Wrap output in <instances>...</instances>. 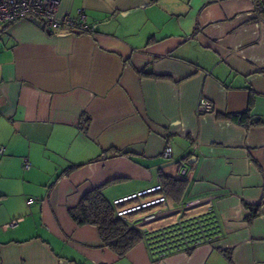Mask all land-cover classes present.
Listing matches in <instances>:
<instances>
[{
	"label": "crops",
	"instance_id": "0c3cea01",
	"mask_svg": "<svg viewBox=\"0 0 264 264\" xmlns=\"http://www.w3.org/2000/svg\"><path fill=\"white\" fill-rule=\"evenodd\" d=\"M58 1L87 32L0 24V264H264V202L251 218L246 205L264 200V124L227 117L264 120L255 0ZM201 98L215 110L199 114ZM180 160L196 164L183 198L202 201L133 219L159 212L151 232L200 217L207 238L118 256L71 217L95 187L113 201L182 178Z\"/></svg>",
	"mask_w": 264,
	"mask_h": 264
},
{
	"label": "built area",
	"instance_id": "2783aa9c",
	"mask_svg": "<svg viewBox=\"0 0 264 264\" xmlns=\"http://www.w3.org/2000/svg\"><path fill=\"white\" fill-rule=\"evenodd\" d=\"M29 20L39 26H45L56 32H78L83 33L88 31L86 25V15L83 10H77V16L71 17L67 13L59 12V1L58 0H0V24H10L17 20ZM215 110L214 105L207 99L201 98L197 104V112L199 114L210 113ZM196 145L194 144L195 148ZM3 150L0 147V152ZM173 152L171 147L166 146L163 150V156L167 159L172 158ZM24 166L28 168L29 162L27 158L23 159ZM179 172L182 176L188 175L191 168L196 166L195 162L187 163L184 160L179 162ZM161 189L160 182L155 186L147 188L145 190L133 193L131 195L123 196L113 200L114 204H119L127 201L130 198L140 197L144 194H149L154 191ZM166 199L163 194L150 195L145 198L139 199L137 202L127 204L117 208V215L124 216L133 211H138L143 208L154 206L158 203L164 202ZM202 201L200 197L182 198L179 201L180 209H188L199 204ZM159 212H147L144 215V221L151 220L158 215ZM143 221V220H142ZM207 221V222H206ZM172 229L164 228L160 231L157 238L159 241L164 242V246L168 250L170 248L169 241L174 237L176 242L182 241L183 243L189 241H197L199 238H207L209 236L208 230L214 229V221L206 219L193 218L188 220H182L174 224ZM148 237V235H146ZM156 239V238H154ZM152 239H150L151 241ZM178 244V243H177Z\"/></svg>",
	"mask_w": 264,
	"mask_h": 264
},
{
	"label": "trees",
	"instance_id": "16d2710c",
	"mask_svg": "<svg viewBox=\"0 0 264 264\" xmlns=\"http://www.w3.org/2000/svg\"><path fill=\"white\" fill-rule=\"evenodd\" d=\"M256 11L262 19H264V0H255ZM234 121L242 123L245 127L251 124H264V120L256 118L253 121L247 122L248 113L227 115ZM160 191L165 198H169L174 202H179L186 191L188 178H174L169 175L161 174L160 176ZM154 191V192H157ZM154 192L144 194L140 197L130 198L125 202L114 204L103 193L102 187H95L82 196L78 204L69 210V213L75 223L78 225L89 224L96 228L101 245L112 250L118 256H124L136 244L143 241L145 238L150 240L160 236L159 234L152 236L153 233L160 232L162 229L148 232V230L133 219V214L137 211L130 212L124 216H118L117 208L133 203L136 199H142L150 195H155ZM136 200V202L138 201ZM255 205L246 204L251 213L249 218L260 213L261 203ZM135 203V202H134ZM151 207V206H150ZM150 207L141 209H150ZM138 210V211H141ZM141 219H139V222ZM169 226L167 229L174 227ZM148 232V233H147ZM148 235V237L146 236ZM176 243L175 237L169 241V246Z\"/></svg>",
	"mask_w": 264,
	"mask_h": 264
},
{
	"label": "rangeland",
	"instance_id": "374dc122",
	"mask_svg": "<svg viewBox=\"0 0 264 264\" xmlns=\"http://www.w3.org/2000/svg\"><path fill=\"white\" fill-rule=\"evenodd\" d=\"M128 204H130V203H128ZM132 204V203H131ZM154 208V207H153ZM153 208H151V209H153ZM144 217V216H143ZM143 217H142V220L144 221L145 219H143ZM159 221V220H158ZM144 222H148V223H144V224H142L143 226L145 225V226H149V224H151L152 222H149V221H144ZM159 222H155V223H153V224H151V225H156V224H158ZM160 233V232H159ZM156 234H158V232H156V233H153L152 234V236H155Z\"/></svg>",
	"mask_w": 264,
	"mask_h": 264
}]
</instances>
